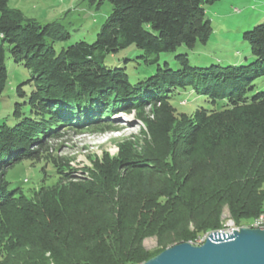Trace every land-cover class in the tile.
Instances as JSON below:
<instances>
[{
	"label": "trees",
	"instance_id": "16d2710c",
	"mask_svg": "<svg viewBox=\"0 0 264 264\" xmlns=\"http://www.w3.org/2000/svg\"><path fill=\"white\" fill-rule=\"evenodd\" d=\"M86 1L111 4L94 42L57 51L67 31L0 0V96L5 44L31 72L29 94L18 88L26 97L15 103L18 121L0 124V264H141L220 230L225 208L234 224L248 221L243 226L264 212V88L257 81L264 21L242 34L251 62L197 66L177 54L182 66L172 69L159 52L208 42V0ZM130 45L154 52L144 60L155 72L136 82L125 66L105 62ZM181 90L214 108L177 112L172 100ZM131 113L145 128L114 156L90 157L81 174L49 144L68 131L106 130L110 117ZM22 160L51 166L57 182L32 196L10 189L4 172ZM149 237L154 252L144 246Z\"/></svg>",
	"mask_w": 264,
	"mask_h": 264
},
{
	"label": "rangeland",
	"instance_id": "374dc122",
	"mask_svg": "<svg viewBox=\"0 0 264 264\" xmlns=\"http://www.w3.org/2000/svg\"><path fill=\"white\" fill-rule=\"evenodd\" d=\"M8 6L20 9L27 18L35 19L40 24L56 22L67 31L69 36L54 44L57 51L81 39L89 43L94 42L97 32L111 11L108 1L97 6L96 3L89 4L86 0H8ZM204 8L205 18L210 20L212 27L208 42L196 43L191 49L180 45L173 51L159 52V62H167L170 68L179 69L182 65L175 57L177 54H187L190 64L197 66L251 62L253 57L242 34L264 21V0H208ZM9 48L10 46L5 44L7 82L0 96V124L11 126L19 119L14 114L15 103L26 98L20 96L18 88L20 86L23 92L29 94L31 85L27 80L31 78V72L22 64L13 61ZM153 54L152 51L130 45L106 57L105 62L112 66H125L130 81L136 82L155 72V66L146 65L144 60L145 56ZM257 81L264 88V76ZM172 105L177 112L187 114L199 108H214L204 96L196 95L190 90L176 93ZM23 110H27L26 106H23ZM110 120L111 128L106 130L68 131L58 140H50L49 144L55 154L68 157L70 165L81 174V169L89 167L90 157H101L104 152L114 156L121 141L131 139L145 128L133 113L113 115ZM4 179L9 183L10 189L20 187L27 196H32L41 185H54L58 175L49 165L44 167L43 163L22 160L5 170ZM230 220L231 215L225 208L221 231H228ZM247 222L235 224L241 227ZM218 236L220 237V234L215 237ZM144 246L154 252L157 249L156 239L146 238Z\"/></svg>",
	"mask_w": 264,
	"mask_h": 264
},
{
	"label": "water",
	"instance_id": "95a60500",
	"mask_svg": "<svg viewBox=\"0 0 264 264\" xmlns=\"http://www.w3.org/2000/svg\"><path fill=\"white\" fill-rule=\"evenodd\" d=\"M217 233L201 245L176 243L141 264H264V228L241 226L227 238Z\"/></svg>",
	"mask_w": 264,
	"mask_h": 264
},
{
	"label": "bare ground",
	"instance_id": "6f19581e",
	"mask_svg": "<svg viewBox=\"0 0 264 264\" xmlns=\"http://www.w3.org/2000/svg\"><path fill=\"white\" fill-rule=\"evenodd\" d=\"M246 227L251 228H264V212H261L257 217H255L248 225H245ZM237 228L239 229V226H236L232 220L229 221V229L228 231H237ZM219 233L215 234L214 237L218 234H220L221 238L224 235V231L218 230ZM208 237V235H205L203 237H198L194 242H192L193 245H201V241H205V239Z\"/></svg>",
	"mask_w": 264,
	"mask_h": 264
},
{
	"label": "built area",
	"instance_id": "2783aa9c",
	"mask_svg": "<svg viewBox=\"0 0 264 264\" xmlns=\"http://www.w3.org/2000/svg\"><path fill=\"white\" fill-rule=\"evenodd\" d=\"M238 230H239V229L237 228V231H238ZM234 232H235V231H225L223 237L227 238L229 235H232ZM203 242H204V241H201V244H202ZM189 243L192 244V242H189Z\"/></svg>",
	"mask_w": 264,
	"mask_h": 264
}]
</instances>
